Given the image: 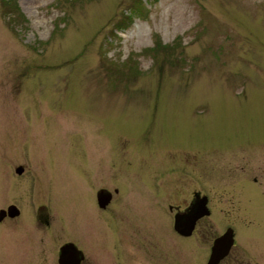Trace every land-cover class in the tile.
<instances>
[{"label":"rangeland","instance_id":"374dc122","mask_svg":"<svg viewBox=\"0 0 264 264\" xmlns=\"http://www.w3.org/2000/svg\"><path fill=\"white\" fill-rule=\"evenodd\" d=\"M100 189L119 191L106 212ZM195 192L211 214L184 238ZM12 205L0 264H58L67 243L82 264H206L227 228L220 264H264V0H0Z\"/></svg>","mask_w":264,"mask_h":264},{"label":"water","instance_id":"95a60500","mask_svg":"<svg viewBox=\"0 0 264 264\" xmlns=\"http://www.w3.org/2000/svg\"><path fill=\"white\" fill-rule=\"evenodd\" d=\"M15 172L18 175L23 173L21 167L17 168ZM99 206L104 208L111 200V194L107 191L101 190L97 194ZM195 204L185 212H178L174 217V231L181 237H191L197 222L210 215L207 207V197H198L195 195ZM20 214L19 209L12 205L6 210H0V222L6 218H15ZM38 221L48 225L49 216L46 212L41 211L37 217ZM235 245L234 232L228 228L221 236L215 238L210 247V254L206 264H220L230 254L231 249ZM84 261L82 251L77 249L73 244H64L59 249L58 264H81Z\"/></svg>","mask_w":264,"mask_h":264},{"label":"flooded vegetation","instance_id":"af4514ba","mask_svg":"<svg viewBox=\"0 0 264 264\" xmlns=\"http://www.w3.org/2000/svg\"><path fill=\"white\" fill-rule=\"evenodd\" d=\"M101 190H104V191H107L109 194H111V200H110V202L104 207V208H101L100 206H99V203H98V200H97V194H98V192L99 191H101ZM98 192H96V203H97V206H98V208L101 210V211H103V212H106V209L109 207V205L111 204V202L113 201V196H117L118 194H119V191H118V189H115V190H113V193H111L110 191H108V190H106V189H100V190H98ZM196 194H198V197L199 198H201V197H206L205 195H200L199 194V192H195L193 195H194V197L192 198V202L190 203V205L185 209V210H183V211H176V214L178 213V212H185V211H187L190 207H192L196 202H195V195ZM207 206H208V198H207ZM209 208V207H208ZM172 208L170 207L169 208V210H171ZM175 214V215H176ZM210 214H211V212H210ZM175 215H174V217H175ZM203 219V218H202ZM201 220V219H200ZM199 220V221H200ZM198 221V222H199ZM129 222H131V221H129ZM197 222V223H198ZM196 226H197V224H196ZM126 227L130 230V227L132 228V223H130V227H129V224L128 223H126ZM196 229V228H195ZM195 231V230H194ZM72 244V243H71ZM235 246V245H234ZM233 246V247H234ZM78 249V248H77ZM83 253V252H82ZM83 255H84V253H83ZM84 260H85V255H84ZM84 262V261H83ZM82 262V263H83ZM81 263V264H82Z\"/></svg>","mask_w":264,"mask_h":264},{"label":"trees","instance_id":"16d2710c","mask_svg":"<svg viewBox=\"0 0 264 264\" xmlns=\"http://www.w3.org/2000/svg\"><path fill=\"white\" fill-rule=\"evenodd\" d=\"M135 1L138 3V0H135ZM152 1L155 3V2H157L158 0H152ZM135 7H136V6H135ZM19 14H20V13H19ZM20 15H21V14H20ZM125 19H128V17H125L124 20H125ZM124 29H125V28H124Z\"/></svg>","mask_w":264,"mask_h":264}]
</instances>
